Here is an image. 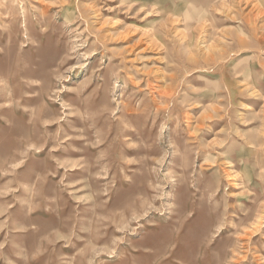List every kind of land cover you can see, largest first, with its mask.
Returning <instances> with one entry per match:
<instances>
[{"label": "rangeland", "instance_id": "374dc122", "mask_svg": "<svg viewBox=\"0 0 264 264\" xmlns=\"http://www.w3.org/2000/svg\"><path fill=\"white\" fill-rule=\"evenodd\" d=\"M0 264H264V0H0Z\"/></svg>", "mask_w": 264, "mask_h": 264}]
</instances>
